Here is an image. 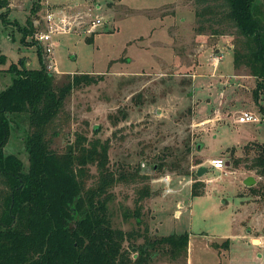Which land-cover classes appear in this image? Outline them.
Wrapping results in <instances>:
<instances>
[{
	"label": "rangeland",
	"instance_id": "rangeland-1",
	"mask_svg": "<svg viewBox=\"0 0 264 264\" xmlns=\"http://www.w3.org/2000/svg\"><path fill=\"white\" fill-rule=\"evenodd\" d=\"M0 3V91L15 76L11 66L38 67L33 33L44 28L46 10L101 17L92 33L51 35L54 83L79 81L63 99L56 134L45 140L58 153L77 147L75 137L84 146L92 138L107 140V169L115 180L106 203L110 225L132 232L123 248L143 232L149 238L185 233V253L164 247L150 264H264V248L250 243L264 236V179L252 166L264 150V88L254 100V77L233 67V30L197 32L194 0ZM260 12L264 23L263 6ZM24 27L31 30L25 41ZM242 112L255 119L237 121ZM9 120L3 151L26 167L27 116ZM212 157L225 161L223 170L207 165ZM200 165L206 171L197 176ZM86 167L88 184L96 170ZM249 175L255 183L245 186ZM194 183L201 194H190Z\"/></svg>",
	"mask_w": 264,
	"mask_h": 264
},
{
	"label": "trees",
	"instance_id": "trees-1",
	"mask_svg": "<svg viewBox=\"0 0 264 264\" xmlns=\"http://www.w3.org/2000/svg\"><path fill=\"white\" fill-rule=\"evenodd\" d=\"M262 2L194 0L197 32L207 28L210 34L221 35L233 30L232 65L244 66L254 77L256 101L264 88ZM21 29L25 41L31 30ZM37 52L38 67L27 68L23 62L11 66L15 76L0 91V264H150L164 247L185 253V233L149 238L143 232L131 237L123 248L122 242L132 232L110 225L106 203L115 180L107 169L108 142L96 137L84 146L75 137L79 144L75 148L69 144L58 153L49 147L45 136L56 134L55 120L63 99L79 80L73 76L56 85L52 72L45 69L40 47ZM259 109L264 117V108ZM10 114L27 116L26 167L17 155L3 151ZM87 164L95 167L96 176L85 184ZM252 166L264 179V150L258 152ZM118 178L126 181L122 175ZM201 193L195 183L191 185V195ZM133 214L138 222L136 209ZM136 236L141 242H135ZM129 252L134 253L131 258Z\"/></svg>",
	"mask_w": 264,
	"mask_h": 264
},
{
	"label": "built area",
	"instance_id": "built-area-1",
	"mask_svg": "<svg viewBox=\"0 0 264 264\" xmlns=\"http://www.w3.org/2000/svg\"><path fill=\"white\" fill-rule=\"evenodd\" d=\"M100 23V16L89 17L87 11H58L53 14L46 10L43 16L44 28L42 30L38 29L33 33V39L40 47L41 57L45 65V69L48 72L54 71L57 73L52 60L54 42L52 41L51 35L53 33H66L80 29L82 32L92 33ZM236 119L239 122H244L254 120L255 118L248 112H242ZM206 163L209 167L217 171H221L225 167V161L220 157L208 158ZM163 180L166 182L167 178L164 177ZM250 243L260 248H264V236L256 238Z\"/></svg>",
	"mask_w": 264,
	"mask_h": 264
},
{
	"label": "water",
	"instance_id": "water-1",
	"mask_svg": "<svg viewBox=\"0 0 264 264\" xmlns=\"http://www.w3.org/2000/svg\"><path fill=\"white\" fill-rule=\"evenodd\" d=\"M206 171V167L205 166H198L196 169V175L197 176H201L203 174V172ZM255 183V179L252 176H246L245 178L242 179V184L245 186H250L252 184Z\"/></svg>",
	"mask_w": 264,
	"mask_h": 264
},
{
	"label": "crops",
	"instance_id": "crops-1",
	"mask_svg": "<svg viewBox=\"0 0 264 264\" xmlns=\"http://www.w3.org/2000/svg\"><path fill=\"white\" fill-rule=\"evenodd\" d=\"M70 10H74V11H76L77 9L71 8ZM33 24H34V23H33Z\"/></svg>",
	"mask_w": 264,
	"mask_h": 264
}]
</instances>
